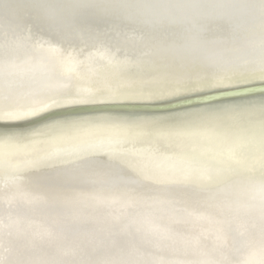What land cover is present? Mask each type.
I'll list each match as a JSON object with an SVG mask.
<instances>
[{"label": "bare ground", "instance_id": "obj_1", "mask_svg": "<svg viewBox=\"0 0 264 264\" xmlns=\"http://www.w3.org/2000/svg\"><path fill=\"white\" fill-rule=\"evenodd\" d=\"M185 9L197 14L187 19L177 15L176 9L151 13L140 10V17L126 21L127 25L139 27L138 30L124 25V21L115 25L119 29L115 31L108 32L112 25H104L108 33L101 35L109 40L116 35H122L119 38L125 40H158L161 33L167 42L174 41L167 45L158 42L140 48L138 53H125L114 58L127 60L130 67L109 79L115 81L125 77V84L135 93L124 98L101 96L97 103H117L115 106L123 107L80 109V116L69 115L63 120L105 114L126 117L130 121L154 119L168 124L174 122V118H199L205 110L215 109L221 103L232 106L257 104L259 98L253 97L207 103H195L199 99H192L189 101L194 103L167 110L145 107V103L209 91V88L192 87L191 84L211 76L214 71L211 57L217 53H222L229 61L239 62L234 68L236 71L250 72L258 67L264 16L243 18L238 12L253 9L252 5L223 10L207 2L201 7ZM206 24L209 32L203 33L202 27ZM157 27L165 30L150 31ZM220 27L223 29L218 30ZM166 30L169 32L162 33ZM80 34L83 38V33ZM27 36L29 34L24 32L0 34V47L4 46L0 48V65L7 71H15L25 63L38 64L47 60L39 51H36V57L30 56L20 45H15ZM39 36L33 35L30 40H44L60 46L63 56L80 53V71L85 76L89 62L88 57L84 59L87 54H92L90 59L96 61L94 66L106 68V59L99 57L102 53L99 47L85 50L77 44L70 45L62 37L49 41L48 35ZM184 43L197 50L177 54V50L186 48L182 47ZM148 50L165 57L149 59ZM50 55L48 58L54 60V55ZM247 60L253 62L242 63ZM62 61L60 57L57 62L46 63L49 67L59 68ZM174 71L180 74L171 73ZM64 79L58 75L23 79L5 76L0 79V113L6 118L30 116L61 97L78 96V88L53 90L52 82ZM141 79L146 82L141 83ZM251 82L242 77L233 78L229 86ZM29 108L34 111H26ZM244 119L254 126L261 114L250 109ZM53 123L49 121L43 127ZM31 131L26 129L21 134ZM199 151L201 146L191 141L166 144L152 130L128 137L42 138L27 148L5 149L4 165L0 168V264H55L48 258L51 254L45 249V243L57 233L56 230L48 233L44 210L48 204L58 203L61 206L68 203L65 207L67 217L87 213L88 219H102L109 228L108 232L100 234V247L106 249V253L95 257L96 264H264V181L260 179L257 162L258 138L245 148L249 155L241 159L242 174L214 195L212 191L194 185L165 186L155 182L163 169L181 157ZM40 156L51 157L50 166L31 170V162ZM99 166L105 167L98 169ZM65 171V175L60 174ZM74 173L77 174L74 179L87 186L48 183L40 179L50 174L67 177ZM63 176H60L61 182L65 181Z\"/></svg>", "mask_w": 264, "mask_h": 264}, {"label": "snow or ice", "instance_id": "obj_2", "mask_svg": "<svg viewBox=\"0 0 264 264\" xmlns=\"http://www.w3.org/2000/svg\"><path fill=\"white\" fill-rule=\"evenodd\" d=\"M74 2L77 6L88 7L97 0H74ZM102 2L128 11L143 10L149 13L185 7H201L207 2L223 10L255 4L264 11V0H102ZM33 3L44 8L48 0H33ZM34 47L46 58L56 51L57 46L44 40H37ZM191 51V48L186 47L177 50V54H186ZM259 52L258 67L250 72L236 71L230 67L235 64L234 61H229L222 53H217L211 57L214 68L211 76L204 81H193L191 84L192 87L203 86L212 89L209 95H205L195 103L228 102L258 97L257 104L232 106L221 103V106L215 109L205 110L199 118H174V122L168 124H162L154 119L130 121L126 117H112L105 114L63 120V117L69 115L80 116V109L96 104L101 96L124 98L134 94L135 90L130 89L126 84L113 83L109 79V76H118L128 71L130 65L127 60L117 61L109 58L106 60L104 69L90 62L86 76L80 71L81 61L71 55L63 59L59 68L49 67L45 60L38 64L25 63L11 72L0 65V79L5 76L23 79L58 75L64 77L66 83H70L72 78L81 81L78 85V96L61 97L58 101H53L52 105H43L42 109L33 115L6 118L3 113H0V168L4 165L5 149L27 148L39 143L42 138L128 137L152 130L157 138L166 144L191 141L201 146V151L189 153L175 164L163 169L160 178L155 181L157 183L165 186L194 185L197 188L210 190L214 195L221 191L224 185L242 174L244 170L240 167V162L242 158L249 155L245 148L253 142L254 138H258L257 162L260 179L264 181V35L259 43ZM241 77L252 82L235 87L229 86L231 79ZM250 109L257 110L261 114V119L254 126L248 125L244 119L245 113ZM26 111L34 110L29 108ZM49 121L54 123L43 127ZM57 121L62 122L55 123ZM26 129L33 131L22 135L21 133ZM51 159L48 156L36 158L31 162V170L50 166Z\"/></svg>", "mask_w": 264, "mask_h": 264}, {"label": "water", "instance_id": "obj_3", "mask_svg": "<svg viewBox=\"0 0 264 264\" xmlns=\"http://www.w3.org/2000/svg\"><path fill=\"white\" fill-rule=\"evenodd\" d=\"M253 6V9H248L245 11H238L242 13V17H253L254 19H259L264 16V11L261 10L259 5L250 4ZM180 17L183 18H191L194 17L197 12L188 11L185 8L176 9ZM142 13L140 10L137 11H128L121 9L116 6L109 5L107 3L102 2V0H97L92 6L83 7L77 6L74 0H48V4L46 7L42 8L33 3V0H0V34H11V33H26L29 34L27 38L22 41L15 42V45H20L24 48V51L28 53V55L37 56L38 51L34 44L30 39L33 35H41L45 34L49 36V41L51 39L64 38L66 39L70 45L80 46L82 49H90V47L96 46L98 49H102L101 55L99 57L101 59H114L115 57H120L125 55V53L135 54L141 51L140 48L147 47L152 44H157L158 42H164V45L170 44L171 42H167L164 36H158V40L156 39H144V40H125L119 37H123L122 35H116L112 37L111 40L109 38L102 37L101 33L109 31L119 30L115 25H119L118 22L132 21L138 17H140ZM130 24V23H129ZM104 25H112V28L108 30L105 29ZM126 26L132 27L135 30H138L139 27H135L133 25ZM124 27V26H123ZM223 27H220L218 30H222ZM156 30V31H153ZM162 30V28H153L150 31L153 33H158ZM90 32V34H89ZM169 32L168 30L162 32ZM202 32H209V27L206 24L202 27ZM83 33V38L81 34ZM41 37V36H39ZM162 38V40H159ZM7 45L5 44V47ZM15 46V47H16ZM190 47L192 52H195L196 47L189 46L187 44H183L182 47ZM4 47V46H1ZM0 47V48H1ZM177 47V46H176ZM60 46L56 47V51L52 53L54 55V60L49 59L48 57H44L46 62L56 61L62 57V60L66 57L63 56L59 51ZM144 52L147 54L149 59L160 58L163 59L161 53L156 54L155 52L148 50ZM42 56V54H40ZM74 58L79 61H82L78 58V52H72L70 54ZM192 55V54H190ZM85 56V55H83ZM82 56V57H83ZM92 54H87L84 59L88 57L89 63L91 62L93 65L96 61L91 60L90 57ZM170 59V58H168ZM167 59V60H168ZM172 61L175 58H171ZM253 61H245L242 63H248ZM239 65V62H235L234 65L230 67L235 68ZM170 68H172L170 66ZM173 69V68H172ZM174 70V69H173ZM206 71V70H205ZM171 73L180 74L179 71H174ZM202 74H208V72H201ZM113 83H126V78L121 77L117 80L110 79ZM141 83H145L144 79L140 80ZM53 83V90L56 91H68V89H77L78 85L81 81H75L72 78L70 83H66L64 80H56ZM102 87V85H100ZM212 92V89L207 91L206 93H193L190 96L181 97L173 100H165L156 103H145V107H149L148 109H161L167 110L168 108L176 109L177 105H187L188 103H194V101L190 102L189 100L202 99L205 95H209ZM197 101V100H196ZM117 103H96L92 106L82 108L83 110H90L96 108H107V107H119L121 105L115 106ZM126 105V104H124ZM132 105V104H129ZM123 107V106H121ZM105 166H99L98 169L104 168ZM114 167V166H112ZM115 168V167H114ZM77 171L79 169H73ZM96 170V169H95ZM65 172H60V174H64ZM75 175L71 174L67 177L58 174H50L43 176L40 178L41 180H45L48 183H56V184H65V185H74L75 187H83L87 186L82 181H78L74 179ZM60 176L64 177V182H61L63 179H60ZM65 202V201H63ZM68 203H65L64 206H61L59 203L56 205H50L45 208L44 212L47 214V226L48 233L52 234L53 230H56L57 235L54 237L47 239L45 243V249L50 252L49 259H52L55 264H96L95 257L104 256L103 253H106V249H102L100 247V243L102 236L100 234H104L109 231V228L104 224L103 220H90L87 217V213H83L78 216L67 217L65 215L66 209L65 207ZM90 212H88L89 214ZM92 222H95L94 224ZM91 234V237L89 235ZM103 244H101L102 246ZM94 262V263H93Z\"/></svg>", "mask_w": 264, "mask_h": 264}]
</instances>
